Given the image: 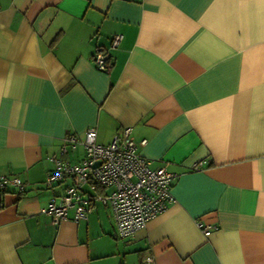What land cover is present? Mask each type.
Masks as SVG:
<instances>
[{"label": "crops", "instance_id": "obj_1", "mask_svg": "<svg viewBox=\"0 0 264 264\" xmlns=\"http://www.w3.org/2000/svg\"><path fill=\"white\" fill-rule=\"evenodd\" d=\"M127 127L167 209L127 238L100 202L42 213L85 157L64 138ZM0 176V264H264V0H0Z\"/></svg>", "mask_w": 264, "mask_h": 264}, {"label": "built area", "instance_id": "obj_2", "mask_svg": "<svg viewBox=\"0 0 264 264\" xmlns=\"http://www.w3.org/2000/svg\"><path fill=\"white\" fill-rule=\"evenodd\" d=\"M121 38L120 34L114 35L111 46L116 47ZM107 56L103 52L94 54L93 63L98 70H106ZM79 143L85 149V157L74 164L55 159L56 167L44 182L46 187H50L66 177L71 178L65 194L41 209L54 223L65 220L70 208L74 209L76 221L86 218L91 206L100 202L111 210L118 236L127 238L174 201L171 193L174 175L163 167L151 168V160L137 153L138 145L145 144V141L135 143L130 127L123 128L105 145L97 144L94 128H88L82 138L69 134L64 138L62 151L67 145L75 148ZM95 163L99 165L93 166ZM202 165L203 161L194 162L190 169L198 170ZM8 183L22 188L19 179L0 176V191ZM85 185L93 193L86 195L83 191ZM98 189L104 192L97 193ZM202 230L204 234L209 233L208 227Z\"/></svg>", "mask_w": 264, "mask_h": 264}, {"label": "trees", "instance_id": "obj_3", "mask_svg": "<svg viewBox=\"0 0 264 264\" xmlns=\"http://www.w3.org/2000/svg\"><path fill=\"white\" fill-rule=\"evenodd\" d=\"M97 52H103V51H97ZM103 53H105V52H103ZM106 54V53H105ZM108 55V54H107ZM94 56V55H93ZM111 65V56L110 55H108L107 57H106V70L108 69V67ZM106 70H104V71H106ZM0 195H1V193H0ZM0 208H2V205H1V198H0Z\"/></svg>", "mask_w": 264, "mask_h": 264}, {"label": "water", "instance_id": "obj_4", "mask_svg": "<svg viewBox=\"0 0 264 264\" xmlns=\"http://www.w3.org/2000/svg\"><path fill=\"white\" fill-rule=\"evenodd\" d=\"M97 165H99V163H95L93 166H97Z\"/></svg>", "mask_w": 264, "mask_h": 264}]
</instances>
